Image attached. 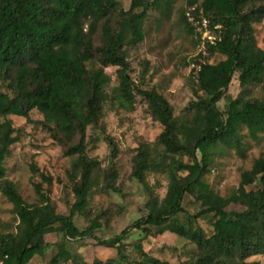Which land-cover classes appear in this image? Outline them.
Here are the masks:
<instances>
[{
  "label": "trees",
  "instance_id": "1",
  "mask_svg": "<svg viewBox=\"0 0 264 264\" xmlns=\"http://www.w3.org/2000/svg\"><path fill=\"white\" fill-rule=\"evenodd\" d=\"M161 3L135 0L125 11L119 0H0V178L6 176L10 146L18 141L10 116H19L30 124H43L55 140L67 145L65 153L73 157L67 175L75 196L70 214L62 215L48 196L41 203L29 204L14 182L4 180L0 192L13 204L18 225L17 231H0V264H30L35 256L45 255L50 233H62L71 240L95 238L100 245L119 248L133 231L147 237L169 231L194 244L193 254L182 264H260L248 259L264 255V157L243 172L240 197L226 199L209 193L202 200L203 210L190 216V225L179 223L178 217L187 215L183 203L189 189L208 187L204 175L221 144L241 153L244 127L255 140L264 134V100L228 96L236 74L244 92L264 81V49L257 45L255 33L264 21V0H187L182 17L191 34L194 28L186 14L197 5L221 36L217 45L209 47L206 64L194 78L197 92L203 95L193 104L195 115L189 121L177 120L173 104L156 87L141 88L129 73L125 47L145 40L148 11ZM117 12L121 15L119 30L111 23ZM100 27L103 44L96 46L94 36ZM216 54L225 59L213 63ZM109 67L117 68L121 107L131 111L141 99L149 116L162 125L155 144L167 157L164 172L169 179L166 196L160 200L154 195L148 214L111 240L94 234L100 227L96 220L90 230H80L75 224L77 213L87 216L91 192L100 179L102 190L117 191V169L103 172L101 160L89 154L86 141L88 128L99 126L101 120L111 79L106 72ZM224 99L227 108L221 110ZM34 110L44 120H33ZM103 135L117 156L115 138L105 131ZM148 148L141 145L133 157L132 177L144 185L153 168ZM257 181L261 188L248 191ZM241 200L243 211L227 210L233 201ZM210 215L215 222L208 235L192 221ZM139 250L135 264H171L142 245ZM119 257L125 258L120 251ZM69 262L115 264L114 260L81 261L67 250L58 252L48 264Z\"/></svg>",
  "mask_w": 264,
  "mask_h": 264
},
{
  "label": "rangeland",
  "instance_id": "2",
  "mask_svg": "<svg viewBox=\"0 0 264 264\" xmlns=\"http://www.w3.org/2000/svg\"><path fill=\"white\" fill-rule=\"evenodd\" d=\"M119 1L121 9L129 11L135 0ZM186 4L187 0H162L160 6L149 9L145 22V40L135 46L125 47L132 78L141 88L156 87L173 104L174 115L179 121H189L194 117L193 104L203 95L202 92H197V83L191 70L192 63L199 62L202 56L199 55L198 43L183 21ZM135 11H142V8H136ZM120 20L119 12L113 14L111 23L115 30L120 29ZM255 28L257 45L264 49V21ZM94 42L96 46L103 44L102 27L95 34ZM223 59L224 56L216 54L212 62L218 63ZM93 65L94 63L90 64ZM95 66L99 68L100 65L95 63ZM106 72L111 79L106 89L101 120L99 126L88 128L86 141L89 154L101 160L103 172L110 168L117 169V191L102 190L103 179H100L99 185L91 192L87 216L77 213L75 224L80 230H90L96 220L100 227L94 229V234L100 239L111 240L148 214V205L154 195L160 200L166 196L169 179L164 172L167 157L155 144L163 131L162 125L149 116L141 99L133 110L123 109L117 99V68L109 67ZM5 88L7 89L6 86ZM242 95L246 99L264 100V81L250 86L244 92V86L236 74L228 96L236 99ZM227 104L226 99L222 100L219 104L221 110H226ZM32 118L38 122L44 120L43 115L36 110L32 112ZM10 119L13 121L14 135L18 136V141L10 146L5 160L6 176L0 178V184L4 180L14 182L29 204L41 203L43 196H48L54 202L58 213L69 215L75 196L67 175L73 160V157L65 153L67 145L55 140L52 133L41 123L33 125L19 116H10ZM104 131L115 138L117 156H113L112 149L105 142ZM242 136L241 153L222 144L217 149L209 172L204 175L208 187L193 186L189 189L183 203L187 215H180L179 223L190 225V218L203 210L202 200L209 193L226 199L240 197L243 172L250 170L257 159L264 157V134H260L255 140L244 127ZM143 144L149 147V158L153 165L147 174V185L132 177L133 157ZM46 178L51 179V182ZM259 188L261 183L257 181L248 186L247 190ZM244 209L243 200L233 201L227 208L230 212ZM214 222L212 215L192 221L195 227H202L208 235L214 230ZM17 225L13 204L0 192V231H17ZM46 240L50 246L45 255L35 256L30 264H48L63 250L88 263L95 260H114L115 264H135L140 256L139 245L171 264H182L195 250L194 244L169 231L152 237H147L141 231H133L119 248L100 245L95 238L71 240L62 233H50L46 235ZM119 251L124 259L119 257ZM248 260L264 264V255H254Z\"/></svg>",
  "mask_w": 264,
  "mask_h": 264
},
{
  "label": "built area",
  "instance_id": "3",
  "mask_svg": "<svg viewBox=\"0 0 264 264\" xmlns=\"http://www.w3.org/2000/svg\"><path fill=\"white\" fill-rule=\"evenodd\" d=\"M189 23L194 28V36L198 43L199 55L202 56L199 62L192 63L191 70L197 78L202 66L206 64L205 57L208 55L209 47L217 45L221 36L211 27L209 18L198 6L190 8L186 14Z\"/></svg>",
  "mask_w": 264,
  "mask_h": 264
}]
</instances>
